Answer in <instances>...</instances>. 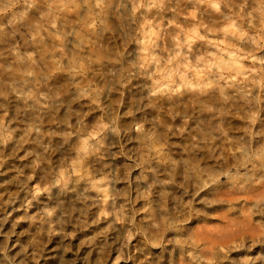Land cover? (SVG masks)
<instances>
[{"label":"rangeland","instance_id":"1","mask_svg":"<svg viewBox=\"0 0 264 264\" xmlns=\"http://www.w3.org/2000/svg\"><path fill=\"white\" fill-rule=\"evenodd\" d=\"M177 1L0 0V145H17L8 170L0 158V189L10 187L0 194L7 215L0 224L10 225L12 249L23 243L27 250H42L37 264H57L52 262L56 258L48 259L49 248L64 256L66 264H132L143 228L165 226L181 210L193 211V216L226 208L193 182L174 185V191L169 172L161 168L170 163L182 170L211 165L205 173L209 179L218 172L219 161L237 138L221 131L212 117L225 97H235L239 90L245 104L250 96L252 33L245 32L243 46L234 51L242 62V72L236 74L220 51V35L201 26L198 34L192 32ZM244 24L247 28L246 20ZM256 52L261 70L264 47ZM195 92L216 93L217 99L198 103L189 98ZM203 118L214 122L203 126ZM82 141L94 152L88 175L80 178L82 172L71 168L79 167L76 152ZM11 175L16 180L3 182ZM89 180L110 187L115 201L106 218L86 217L83 206L71 205L67 222L49 232L48 219H57L59 211L53 196L64 183L63 191L74 198L89 194L87 209L98 205ZM37 183L43 188L35 192ZM2 227L0 237L7 230ZM52 237L56 245L48 240ZM242 256L231 252L223 264H264V247L246 261Z\"/></svg>","mask_w":264,"mask_h":264},{"label":"bare ground","instance_id":"2","mask_svg":"<svg viewBox=\"0 0 264 264\" xmlns=\"http://www.w3.org/2000/svg\"><path fill=\"white\" fill-rule=\"evenodd\" d=\"M218 3L219 0H178L176 3V8L178 9L179 14H188L187 17H185V20L187 26L193 25L194 29L192 32L194 31V33L198 34V26H201L200 29L203 28L205 32L211 31L214 33L216 32L217 36L220 35L221 40L224 43L220 51L222 54H224L225 58L231 60L229 61V63L231 62L229 65L232 66L234 69L233 71L236 74L242 72V62L240 61L239 56L234 54V51L236 49L238 51L240 45L243 44L242 41H244L246 38H244L246 35L245 32H249L250 34L252 33L251 37L253 40V45L248 51L250 52V56L254 58L252 63L254 67L252 68L253 71L247 75V80L251 87L249 90V98L246 99L245 104H242V100L240 101L242 98L240 97L241 92L238 90V93L235 97L231 95L228 96V98L225 97V99L221 101V106L219 107L218 111L216 110L218 112L217 115L212 117V119H214L216 122L208 118H203L202 120L203 126L214 122L218 125V128L221 129V131H224V133L229 132L231 135L233 134V137L237 138V140L234 141L235 145L231 143V145H234L233 148H230L231 152L226 153V155L223 154L224 156L222 155L223 159L219 161V170L215 175H211L213 177L210 179V174L206 176V171L210 170L211 165L207 167L194 165L191 168L192 170H182L178 163H170L169 165H163L161 170H166L169 172L170 178L174 181L172 186L174 191V185L178 186L179 184L182 185V183H185L184 185L187 187L190 182H193V184L197 185L198 187L204 186L206 188V192L210 194L211 199L220 202L222 205H225L226 208L222 210L219 208L218 211L213 212L203 210L200 215L197 213L193 216L191 215L193 211L191 212L181 210L182 212L179 211V214H177V212H171L172 215L170 219L165 222L168 223L165 226H163L164 224H160V226L156 228H154L155 226L153 228L146 227L148 230H145L146 228H143L142 230L141 228L143 232L141 235L142 239L139 238V241L134 243L133 249L136 252V256L132 264H223L224 261L230 257L231 252L240 251L243 253L242 259L244 258V261H246V257L248 259L250 253H257L261 248L264 247V66H262L263 68L260 70L255 64V59H257L256 50L258 48L264 47V0H226L225 4L221 5V7L220 5L219 7L216 6ZM245 20L247 21V28H245ZM225 63L226 62L223 61L224 65L227 64ZM215 94L201 96L195 92L191 93L189 98H192L193 101L198 103L206 101L207 103H214V99H217V94ZM246 104L247 107H245ZM241 123L244 124L242 130H240ZM4 135H6L7 138L8 136L10 137L9 133L5 134L4 132ZM7 140L8 139H6V141ZM15 143L12 142L8 144L7 142L6 144L0 145V158L5 159L3 164L6 165V169L4 170H8L9 165L14 162L17 157L15 153L17 145H15ZM87 144L88 143L86 141L81 142L76 152L78 155L77 158H80L78 162L79 167L74 166L71 168L73 171L80 170L82 172V177L79 176L80 178H83L84 174L86 176L88 175V163L90 161V155L94 152V150L90 149ZM223 148L225 147L223 146ZM13 166L18 168L15 163H13ZM157 170L158 169H156V171ZM18 171L20 174L21 172L19 169H17V173ZM182 173L185 174L182 175ZM169 176H167V179ZM16 177L18 178V176ZM162 177L160 178L163 179ZM13 178L15 177L11 175L10 178L6 176L3 178L4 180H2L5 182L7 179L8 181L5 183H9L13 182V180H16ZM164 179L167 181L166 178ZM32 181H35V179ZM89 181V185L92 186L94 191L97 193V200L99 202L97 203L98 205H96L95 208L87 209L86 203L87 199L90 197L89 194H85L83 192L82 194H78L77 198H74L73 195H69L66 193V191H63L65 185L64 183V185H62V191H59L53 196V202L54 204H57L59 210L57 213V219H59V223H54V221L57 219L50 217L47 222V229H49V232L57 230V228L60 226L59 224L62 223L61 221L65 220L64 222H67L66 220H68L67 218L69 217L68 212L71 209H74L71 208V205L76 206L79 204L83 206L85 210H83V212H85L86 217L89 216L90 218V215L95 213L98 220H103L102 218H106V215L109 213L111 203L114 204L115 201L112 200L110 187L108 184L102 181ZM151 182L153 183L154 180H151ZM211 184L213 185L211 186ZM9 188L10 187L6 186L2 188V190L0 189V194L3 193V190H8ZM33 188V191L36 192L43 187L37 183ZM83 190H85V187H83ZM159 190L160 189H158L157 192ZM192 190L195 191L193 188ZM153 191H155V189ZM204 195L205 194H203V196ZM3 197L0 195V221L3 219L6 220L7 218V215H5L6 208L3 203ZM21 198L26 197L21 196ZM188 200L190 199L188 198ZM196 201L197 200H195V202ZM185 202L188 204L187 199ZM2 215L3 217H1ZM179 222L183 223L180 224ZM43 224L45 225V223ZM1 226H3V229L7 230L0 237V264H14V260L16 261L15 264H29L30 262L31 264H37L38 258H41L42 250L39 252L40 248H32L31 246L30 249L27 250L26 244L23 243L17 244L15 248L12 249V246L10 244L8 245L9 238H7L10 225L4 226V224H0V227ZM38 228L36 229H42L43 225H40ZM100 228L102 229L103 227ZM129 230L131 231V229ZM0 232L2 231L0 230ZM42 234L43 233H41V236H43ZM130 237H132V235ZM130 237L128 236V238ZM48 240L51 241L52 244L56 245L57 243V240L56 238L54 239V237ZM45 242H47V240ZM9 248L11 249L9 250ZM29 250H32L29 253V257L27 255L21 258L22 253L24 252L23 255H25ZM98 251L101 252V249ZM49 252H51L50 254L52 255H50L48 259L53 260L56 258V260L52 262L57 264L67 263L65 261V257L59 256V259V257L53 253V249L50 250L49 248ZM17 255L18 257H16ZM9 261H11V263Z\"/></svg>","mask_w":264,"mask_h":264}]
</instances>
